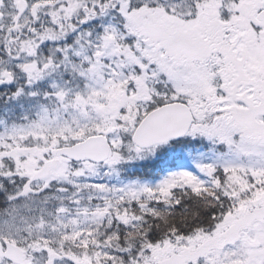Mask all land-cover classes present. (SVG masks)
Here are the masks:
<instances>
[{"label": "snow or ice", "instance_id": "snow-or-ice-1", "mask_svg": "<svg viewBox=\"0 0 264 264\" xmlns=\"http://www.w3.org/2000/svg\"><path fill=\"white\" fill-rule=\"evenodd\" d=\"M0 264H264V0H0Z\"/></svg>", "mask_w": 264, "mask_h": 264}]
</instances>
